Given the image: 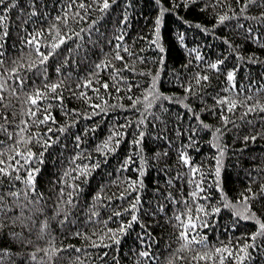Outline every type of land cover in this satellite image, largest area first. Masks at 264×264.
Instances as JSON below:
<instances>
[{"label": "snow or ice", "instance_id": "snow-or-ice-1", "mask_svg": "<svg viewBox=\"0 0 264 264\" xmlns=\"http://www.w3.org/2000/svg\"><path fill=\"white\" fill-rule=\"evenodd\" d=\"M237 2L238 11L233 10V5L228 0H224V3H221V0H213L211 5L203 3V0H167V4L165 0H153L156 15L151 17L153 23L149 28L152 37L150 44L161 53L166 51L161 42V26L167 13L174 15L181 25L176 29L175 44L189 51V58L180 65L181 74H176L173 70L175 82L181 92L166 94L158 86L160 69L154 71L147 67H137V62L146 63L148 58L137 56L130 51L125 39L131 13L138 10L136 0H123L122 3L121 0H61L60 11L55 15L52 14L46 0H0V120L3 121L0 123V132L9 138H15L13 149L16 154L8 155L7 167L3 166L5 161L0 158V264H57L58 259L67 260V264H126L127 257H123L119 251L122 247L121 237L133 230L134 224H139L141 228L137 233V239L139 245L143 246L139 250L129 249V252L135 251L134 264H155L158 254L153 251V243L163 239V234L155 235L152 228L165 218L168 223L181 221L182 231L179 233V239L182 242L178 245V251H190L198 245L204 249L195 253L192 257L194 261L212 260V264H216L214 257L217 254H220L218 256L220 264L225 262L224 254L228 257L234 255L237 264L246 257L251 259L249 249L257 248L258 237L264 240V163H252L248 169H244L243 165L250 163L245 153L251 152V145H255L257 141H264V116L257 119V113H264V101L253 95V92L264 91V84L253 90L252 85L256 82L251 79L249 70L248 92L240 99V92L244 91L245 86L238 81V71L251 65L264 70V55L258 52L246 54L242 50L244 46L254 43L259 46L260 52H264V0ZM198 4L202 10L209 7L214 9L215 24L209 27L196 22L195 29L200 30L201 36L205 38L211 34L214 39L218 38L221 41L224 49L216 54L217 58H212L207 53L202 54V49L208 45L200 44L195 36L189 40L187 31L182 30L191 22L180 15V11L195 8ZM225 6L227 11L223 10ZM217 7L221 11L216 12ZM113 10L118 13L116 16L118 28L112 29V32L118 30V34L110 35L107 28L102 33L99 25L104 24ZM90 16L94 18L85 28L76 27L77 20L82 23L89 20ZM233 18H236L237 37L242 44L236 43L228 36L217 37V26L231 22ZM12 27L16 28L15 40L18 41L19 47L17 43H11L10 47L14 52L10 53ZM144 38L147 40V37ZM132 39L135 40L136 37ZM194 41L195 46L189 47ZM69 43L75 47L68 48ZM105 47L109 49L108 52L103 51ZM64 50L67 51V56L63 54ZM122 52L129 57L128 62H125ZM116 61L123 64V69L115 67ZM230 61L232 67L228 66ZM152 62L166 66L163 55L152 58ZM82 63L94 69L86 71L87 78L78 75L73 77V72L64 71L67 66L75 64L79 68ZM190 67L191 73L188 72ZM53 68L57 74L55 80L51 78L49 71ZM105 69L113 73L111 80L115 81L116 76L120 77V86L113 84L112 87L117 94L123 91L131 101L130 104L121 102L109 105L104 101L101 107L88 95L91 89L96 98L103 100L100 96L101 88L108 94L109 81L100 79V72ZM123 70L149 76L150 81H146L147 87L135 80L134 76L120 75ZM221 78L227 87H221ZM261 78L264 79V75ZM214 79L217 81L215 84ZM134 87L141 89L140 94H131ZM65 91L72 99L86 102L89 108L85 110L83 107H66ZM124 95H118L117 99L123 100ZM13 97L20 104L27 105L26 115L34 118L31 122L21 120L20 124L45 126L47 135L42 136L37 132L35 137L36 142L41 145L39 153L33 152L30 147L26 151L21 149V142L33 139L32 136L21 135L25 132V127H18L15 130L10 127L16 124V105L13 104ZM209 99L213 101L211 104L207 102ZM49 100L57 102L61 112L68 117L67 125L59 124L58 131L73 141L76 151L70 159L73 162L77 160L81 162L74 167L70 165L69 169L62 173L57 182L59 187L56 199L50 207H46L48 198L38 190L34 177V173L39 169L32 168L29 161L33 159L42 161L44 152L54 147L61 139L53 131L57 124L55 116L51 114L53 105L48 103ZM249 100L254 102L249 103ZM173 103L176 105L175 111L172 108ZM113 107L130 112L137 111L140 114L135 117V121L128 117L123 125H109L108 133L94 146L97 154L94 157L92 151L81 148V143H86L83 136L88 134L90 129L95 130L100 126L97 123H90L92 118L109 113ZM204 116L218 118V123L206 122ZM82 120L87 123L80 132L74 134L73 129ZM50 123L53 127H47ZM245 129L247 134H244ZM202 130H210L211 133L208 143L215 149V155L211 156L215 165L210 168V172L214 173L213 184L219 189L220 199L218 206L213 204L208 211H205L204 204L197 202L195 205L199 210L197 217L200 219L201 227L207 226L206 217L222 211H226L234 218L231 220V227L234 229L238 228L241 220L255 221V230L242 234L245 237L244 243L236 252L224 244L209 250L207 237L196 230V220L191 215V209H187L186 221L183 220L182 214L173 213L172 216H168L167 213L168 204L177 202L170 189L179 184L178 178L188 175L189 184L195 187V191L189 193L190 196L196 197L203 191V175L198 180L192 179L198 172L202 173L203 165L193 164L190 155L191 150H195L197 145L204 142L200 138ZM129 134L133 136L131 148H127V141L122 143V138ZM238 141L241 142L238 150L230 146V143L235 144ZM113 154L123 155V160L115 172L130 169V166L136 163L137 175L135 178L125 177L121 184L119 178L112 179V174L108 173L109 182L114 185L121 184L123 190L106 195L104 191L106 185L99 184L97 189H93L89 178L102 167L106 169L105 160ZM2 155L3 149H0V157ZM232 157H236V165L245 171L247 178L246 186L234 199L229 198L220 183L222 168L226 167L227 161ZM150 162H154V165ZM21 165L28 173L27 177L23 178L22 189L16 187L14 183L22 179L19 175ZM153 166L159 176L153 189V196L144 201L141 189L146 191L145 172L150 171ZM180 169L187 171L182 172ZM253 172H256L255 176L252 175ZM9 176L12 180L5 186L3 178ZM21 196L23 199H20ZM81 196L85 197L83 201ZM117 196L121 201L129 197L131 199L126 205L121 203L113 208ZM88 197H91V203ZM203 198L208 200L210 194ZM183 202L187 204L188 198L184 197ZM102 207L110 212L104 221L99 220ZM81 212L86 216V223L100 224L104 231L97 233L93 228L91 233L75 231L72 235H82L92 242L85 247L94 250L103 248V251L89 253L75 245L63 243L59 246L50 243L43 249L33 246L34 227L43 235L49 231L50 222H58L61 227L76 226L79 223L77 214ZM201 212L203 216L200 215ZM41 216L43 220L39 219ZM113 217L116 218L117 227H107L113 221ZM260 251L264 252V244L260 246ZM41 252L43 255L38 256ZM64 253L71 255L65 256ZM175 256L173 253L164 264H174Z\"/></svg>", "mask_w": 264, "mask_h": 264}, {"label": "trees", "instance_id": "trees-1", "mask_svg": "<svg viewBox=\"0 0 264 264\" xmlns=\"http://www.w3.org/2000/svg\"><path fill=\"white\" fill-rule=\"evenodd\" d=\"M49 9L52 10V14L55 15L60 11L61 7V0H46ZM123 0H121V3ZM229 3L233 5V10L239 9V3L237 0H228ZM167 4V0H165ZM203 3L212 4L213 0H203ZM221 3H224V0H221ZM153 0H136V8L138 10H134L131 13L130 20H129V27L127 28V35L125 37L130 51L135 53L137 56H144L147 57L148 60L146 63H139L137 62V67L144 68L147 67L149 69H160V80L158 86L160 90L166 94H176L180 93L181 89L178 84L175 82L173 70H175L176 74H181L180 65L184 64L186 60L189 58V51L187 48H183L175 44V34L176 29L179 28L181 25L177 21L174 15L165 14L164 23L161 26V42L165 47L166 51L161 53L159 50L150 44L152 39L149 28L152 26V19L156 15V12L153 10ZM227 11V6L223 9ZM216 12L221 11L219 7L215 9ZM214 9L209 7L206 10H202L201 5L198 4L195 8L190 9H182L180 11V15L184 16L185 19L189 20L191 23L190 25H186L183 27L182 30H186L188 33V39L191 40L193 36L199 41L200 44H207L208 47L202 49V54L207 53L212 58H217V53L224 49V45L221 41L216 38L214 39L211 34H208L206 38L201 36L200 30L195 29L196 22L200 24L211 26L215 24L214 18ZM117 11L113 10L112 15L108 17L104 24L99 25L100 31L103 33L104 29L107 28L109 30L110 35H117V32H112V29L118 28L116 23V16ZM94 18V16H90L89 20L83 21L82 23L77 20L76 27L77 28H85V26L90 22V20ZM236 18H233L231 22H226L224 25H218L216 32L217 37L219 36H228L230 39H233L236 43H243L237 37V28H236ZM46 26V25H45ZM231 29V31H229ZM87 31V30H86ZM95 35V34H93ZM16 36V28L12 27V38L9 41V51L13 53L14 50L11 49V43H17L19 47L18 41L15 40ZM136 37L135 40L132 38ZM147 37V40L144 38ZM68 48H74L75 45L69 43ZM195 46V41L189 46ZM63 48V46H62ZM246 54L252 52H258L260 55H264V52H260L259 46L256 44H248L243 47L242 49ZM104 52H108L109 49L105 47L103 49ZM18 54V53H15ZM65 56L68 55L67 51L64 50L63 53ZM122 55L125 56V62H128L129 57L126 53L122 52ZM158 55H163L165 57V65L161 66L158 62L153 63L152 58L157 57ZM194 56V54H193ZM75 59V57H73ZM235 58L233 57V61ZM90 63V62H89ZM229 67H232V61L228 64ZM115 67L117 69H123V64L116 61ZM94 69L89 68L88 66L82 65L77 68L75 64L71 66H67L64 68L65 72H73V77L81 76L85 77L86 71H93ZM249 70L251 71V79L256 83L252 85L253 90L259 87L261 84H264V79H262V75H264V70L256 67L255 65L246 66L243 70L238 71V81L242 85H244V91L240 92V99H243L246 92H248L247 85L250 83L248 79ZM51 78L53 80L56 79V73L54 72V68L50 69ZM99 71V70H96ZM188 72H192V68L188 69ZM112 72L108 69H105L100 72V79L101 81H109L110 87L107 90V93L104 89L101 88L100 96L103 97V100L100 98H96L95 94L89 89L88 95L94 98L95 104H100L103 107V102L107 101L109 105H114L117 103H125L130 104L131 101L127 98V95H124L123 91L120 94H117L115 88L112 87L113 84L116 86H120L119 80L120 77L116 76V80L113 81L110 79L112 76ZM120 75L124 76H134L135 80L140 81V83L147 87L146 81H150L149 76L138 75L135 73H130L128 70H123L120 72ZM11 82V81H10ZM37 85L39 82L33 81ZM213 83H217L214 79ZM95 86V85H94ZM87 87V86H85ZM221 87H227L226 84L223 83V78H221ZM219 90V89H218ZM141 89L139 87H134L132 90L133 95L140 94ZM224 94V93H222ZM118 95H124L123 100H118ZM257 98L264 101V91L260 93H254ZM65 96V105L68 108H81L83 107L85 110L89 108V105L80 100V99H72L67 95V92L64 93ZM13 104L16 105V124L11 125L10 127L15 130L18 127H25V132L21 133V135L32 136L33 139L31 141H24L21 142L20 147L22 150H27L29 147L33 152L39 153L41 145L36 142V134L39 132L42 136H46L47 133L45 132L44 125H34L29 123L27 126L20 124L21 120H28L33 121L34 118L31 116L26 115L27 105H22L19 101L13 97ZM211 104L213 101L209 99L207 101ZM254 102L249 100V103ZM39 103V102H38ZM48 103H52L53 107L50 110L51 114L56 118L57 126L53 128L55 135L60 136L61 139L59 142L54 146L50 147L47 151L44 152V157L42 161H38L33 159L29 161L32 168L39 169V171L34 173L35 182L37 188L40 192L44 193V196L47 199L46 207H50L53 201L56 199V191L59 187L57 183L58 180L62 177V173L69 169V166H75V164L80 163V160L73 162L70 157L74 155L76 148L73 144L72 139L69 136H66L64 133H60L58 131V125L64 124L67 125L68 117H66L63 112L60 110V106L57 102L53 100H49ZM173 111L176 110L175 103L172 104ZM11 112V110H10ZM140 113L137 111H129L126 109H119V108H111L109 113L99 115L98 117L92 118L90 123H97L100 126L93 130L90 129L88 134L83 136V141L86 143H81V148L85 151H92L93 156L95 157L97 154L94 151V146L102 140L105 135L109 131V125H116L120 124L123 125L125 123V119L131 117L133 121H135V117L138 116ZM145 115H148L145 113ZM239 115V112H237ZM261 116H264V113H257V119ZM206 122L216 124L218 123V118L213 119L208 116H204ZM3 121L0 120V123ZM85 121H80L77 123V126L73 129V133L80 132L85 125ZM47 127H53V124H48ZM259 127V125L257 126ZM120 130V129H117ZM244 134H247V130L245 129ZM210 130H202L200 133V138L204 141L203 143L197 145L195 150L190 151V155L193 158V164H200L203 165L202 173L198 172L197 176L192 177L193 180H198L201 175L204 177V185L203 191L198 194L196 197H192L189 195L190 192L195 191V187L190 185L188 182V175H185L182 178H178L180 180L179 184L174 186L170 189L173 194L176 196V203H170L167 206V213L168 216H172L173 213L182 214L183 220L186 221L188 217L187 209H191V215L193 219L196 220V230L203 236L207 237L206 243L209 246V250L215 247L221 246V244L228 245L232 247L233 251H239V247L241 244L244 243L245 237L242 235L246 231L255 230V221H243L239 222L238 228L231 227V220L234 219L228 215L226 211H222L221 213L209 215L206 217L207 226L201 227L200 226V219L197 217V212L199 211L196 208V203L199 202L205 205V211H208L211 205L216 204L218 206V201L220 199L219 196V189H216L213 184L214 173L210 172V168H213L215 162L211 159V156L215 155V149L211 147L208 143L210 139ZM235 135V134H233ZM18 138V137H17ZM15 138L7 137L3 132H0V149H3L2 158L5 161L3 166H8L7 157L9 154L16 155L13 149ZM133 136L131 134L122 138V143L127 141V148H131V141ZM231 138H229V142ZM241 142H236L235 144H231L230 146L234 149L238 150L240 148ZM247 159L250 163H244L243 168L248 169L252 163L254 164H261L264 163V141H257L255 145H251V152L245 153ZM254 158V160H253ZM123 160V155L117 156L113 154L109 156L105 163L107 164V168H101L100 170L96 171L92 177H90V184L93 189H97L99 184H105L106 187L104 189L106 195H112L117 193L118 191L123 190L121 184H123L124 178L127 176H135V169L137 164L134 163L130 166V169H123L120 172H115V169L119 168L120 162ZM13 163L15 160L12 161ZM150 164L154 165V162H150ZM182 172H186V169H180ZM108 173H111L112 179L119 178L121 184H111L109 182ZM15 175V174H14ZM19 175L22 177L19 181H14L16 187L23 188V178H26L28 173L24 169L23 165H21V171ZM103 175V179H102ZM253 176L256 175V172L252 173ZM159 173L156 171L155 167L153 166L150 171L145 172V186L146 191L141 189L142 198L144 201L149 200L153 196V189L157 183V178ZM4 185L7 186L9 180H12V177H5ZM220 183L224 191L228 194L229 198H235L239 195L241 190L247 184V178L245 176V171L241 170L236 165V157H232L231 160L227 161L226 167L222 168ZM71 184L69 183L68 189L70 190ZM87 191V189H86ZM210 194V198L205 200L203 197ZM187 197L188 202L185 204L183 202V198ZM23 199V196L20 197ZM85 199L84 196H81V201ZM131 197L126 198L124 201H121L117 196L115 202L113 203V208L119 206L121 203L125 205L130 202ZM89 203H91V197H88ZM146 206V205H145ZM110 214L107 208L102 207L101 215L99 216L100 221H104L105 218ZM203 216V212L200 213ZM79 223L76 226L68 225L66 227H61L58 222H50L49 231L43 235L40 234L38 228H33V246L39 247L40 249L45 248L50 243H55L56 246L60 244L65 245H75L78 248L83 249L84 251H88L92 253L94 251H103V248L100 249H93L91 247H85L86 245H90L92 242L86 240L82 235L81 236H73L72 233L75 231L80 232H89L91 233L92 229L95 228L97 233H101L104 231L103 227L97 223H86V216L83 212L77 214L76 217ZM40 220H43V216L39 217ZM181 221H175L173 223H168L167 219L161 220L159 225H153L152 231L155 235L160 236L161 233L163 234V239L156 241L153 243V251L158 254V260L155 264H164V261L172 256L173 253L176 254L174 264H212V260L205 261L203 259L193 260L192 257L195 255L197 251H203L199 245L192 249V250H183L178 251V245L182 241L179 239V233L182 231L180 227ZM107 227L115 228L117 227L116 218L113 217V221L107 225ZM19 230V228H17ZM141 231L139 224L133 225V230L130 232L125 233L124 236L121 237V245L122 247L119 248L120 254L123 257H127L126 264H134L135 261V251L129 252V249L139 250L143 246L139 245V241L137 239V233ZM189 234H191V230L189 229ZM257 248H250L249 251L251 253V259L245 258L244 261H241L240 264H264V252L260 251V246L264 244V240H261L259 237L257 238ZM18 250V249H17ZM39 255H43V253H39ZM63 255L69 256L71 253H64ZM82 255V253H81ZM211 255V252H210ZM217 254L214 259L216 260V264H220ZM225 255V262L224 264H237L235 260V256L228 257L227 254ZM182 257V258H181ZM57 264H67V260L65 259H58Z\"/></svg>", "mask_w": 264, "mask_h": 264}]
</instances>
